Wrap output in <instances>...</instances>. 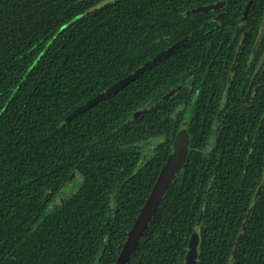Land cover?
Instances as JSON below:
<instances>
[{"label": "trees", "instance_id": "1", "mask_svg": "<svg viewBox=\"0 0 264 264\" xmlns=\"http://www.w3.org/2000/svg\"><path fill=\"white\" fill-rule=\"evenodd\" d=\"M219 1L0 0V264H115L185 127L186 166L128 264H183L195 233L199 264H230L241 235L234 264H264V147H253L259 119L249 113L256 102L248 109L209 99V72L199 77L207 97L196 106V69L219 63V47L232 53L248 2L223 0L230 27L215 29L214 13L196 11ZM225 36L229 44L219 42ZM79 178V189L62 196Z\"/></svg>", "mask_w": 264, "mask_h": 264}, {"label": "flooded vegetation", "instance_id": "2", "mask_svg": "<svg viewBox=\"0 0 264 264\" xmlns=\"http://www.w3.org/2000/svg\"><path fill=\"white\" fill-rule=\"evenodd\" d=\"M235 3L236 0H231ZM227 1H219L212 3L205 7L215 6L216 9L207 13H214L215 15L209 20V26H215L218 29L224 25L226 18L232 13L231 10L226 8ZM250 3V9L247 17H243V21L239 22L240 35L237 34L238 39H233L234 48H230L232 53L228 55L223 53V48L219 47L218 51L222 53L220 62L216 63L210 71H200L196 69V106L201 100H206L207 95L204 94L203 88L201 86L200 75L208 74L211 76V84L209 85L212 89L211 96L209 99L215 100V102H233L237 101L243 104L246 108L250 109L256 102V111H249L251 116L259 119L257 134L260 140V146L257 149L264 147V0H248L246 7ZM246 10V8H245ZM244 10V12H245ZM200 14L203 11H196ZM206 13V12H205ZM244 16V15H243ZM226 26L230 27L229 24ZM220 43L229 44L228 37H221ZM179 43V42H178ZM180 43H183L181 41ZM177 44V43H176ZM251 44V46H249ZM175 45V44H174ZM178 50V49H177ZM176 50V51H177ZM209 51L215 50V48L210 47ZM175 51V52H176ZM174 52V53H175ZM213 52V51H212ZM173 53V54H174ZM214 60V59H213ZM182 91V86L179 85L176 89H172L167 93L165 99L174 97ZM246 165L250 164L252 157L254 156L253 151L247 149L245 151ZM260 158L261 154H259ZM186 166V165H185ZM185 168V167H184ZM183 168V170H184ZM182 170V171H183ZM181 171V172H182ZM180 172V173H181ZM249 177V173H247ZM178 177V176H177ZM264 179V166H262V176ZM263 181V180H261ZM263 186L259 189V192L255 194V198H259V193ZM246 214V218L248 216ZM252 214V212H251ZM250 214V215H251ZM250 218V216H249ZM245 223V222H244ZM243 223V225H244ZM242 225V229H243ZM247 228V226H246ZM245 228V230H246ZM244 230V231H245ZM198 236L197 244V258L196 264L200 263V236ZM239 246L241 245L243 235L239 236ZM236 244V246H237Z\"/></svg>", "mask_w": 264, "mask_h": 264}, {"label": "water", "instance_id": "3", "mask_svg": "<svg viewBox=\"0 0 264 264\" xmlns=\"http://www.w3.org/2000/svg\"><path fill=\"white\" fill-rule=\"evenodd\" d=\"M100 5L95 6L87 10L86 14L96 10ZM216 9L215 6L211 7H203L198 9V11L203 12H211ZM250 9V3L246 7L244 12V18L247 17V14ZM180 43H177L168 49L164 50L163 52L156 55L153 59L146 62L144 65L139 67L134 72L130 73L123 79H121L116 84L112 85L107 94L111 95L113 93L119 92L125 87L129 86L132 82L136 81L140 76L148 72L151 67L157 64L160 61H163L170 57L180 46ZM104 95L97 96L91 99L89 102L84 104L83 106L76 109L73 113V116H77L79 114L84 113L86 110L94 106L96 102H98ZM140 113H136L135 116L138 117ZM190 134L188 129L185 127L183 128L178 135L175 137L171 148L170 154L167 157L158 177L157 180L152 188L150 195L148 196L144 206L142 207L135 223L133 224L132 228L130 229L127 240L123 246L120 255L118 256L115 264H128L130 261L131 256L137 250L138 245L142 237L144 236L145 231L147 230L149 223L151 222L152 218L158 212L160 205L163 203L165 196L170 189L171 185L180 174V172L185 167L188 155H189V144H190ZM252 212V209L249 211L246 221L243 225V231L247 226V222L249 220V216ZM197 244H198V236L196 233L192 236L189 244V252L183 262V264H196L198 261L197 258ZM239 248V243L236 246L235 251L233 252L230 264H234L235 259L237 257V249Z\"/></svg>", "mask_w": 264, "mask_h": 264}, {"label": "rangeland", "instance_id": "4", "mask_svg": "<svg viewBox=\"0 0 264 264\" xmlns=\"http://www.w3.org/2000/svg\"><path fill=\"white\" fill-rule=\"evenodd\" d=\"M145 155L148 154V157H150L151 155H153V148L152 146L150 147L149 149V152L148 151H145L144 153ZM80 183H81V178H79L77 181L75 182H70L67 187H65V189L63 190V193H62V196H72L80 187Z\"/></svg>", "mask_w": 264, "mask_h": 264}]
</instances>
